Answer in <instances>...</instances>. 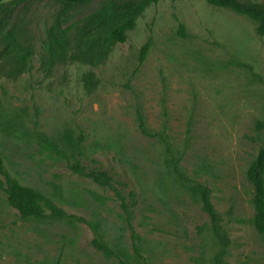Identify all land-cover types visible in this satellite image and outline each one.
<instances>
[{"label":"rangeland","instance_id":"1","mask_svg":"<svg viewBox=\"0 0 264 264\" xmlns=\"http://www.w3.org/2000/svg\"><path fill=\"white\" fill-rule=\"evenodd\" d=\"M56 10L51 0L0 10V29L19 28L34 47L29 72L0 77V158L44 213L22 218L0 190V264H264L247 177L264 148L258 22L204 0H159L104 64L47 74L35 30Z\"/></svg>","mask_w":264,"mask_h":264},{"label":"trees","instance_id":"2","mask_svg":"<svg viewBox=\"0 0 264 264\" xmlns=\"http://www.w3.org/2000/svg\"><path fill=\"white\" fill-rule=\"evenodd\" d=\"M29 0H12L0 3L3 13L13 12L21 3ZM57 10L50 25L42 23L40 47L43 54L40 58L42 71L49 74L59 65L81 63L98 67L106 62L109 54L117 44L127 41V33L135 28L136 21L144 11L156 4L159 0H106L96 10L87 16L70 21L69 13L76 7L88 3L90 0L66 2L51 0ZM208 5L230 9L238 15L252 18L258 22L259 33L264 38V7L260 5H243L237 0H204ZM23 34L17 27L8 30L0 29V77L16 79L29 72L30 63L34 58L32 45L22 46L19 37ZM149 43H146L139 55L142 63L147 55ZM89 83L90 80H88ZM264 129V124H258L257 130ZM173 167L176 164L173 162ZM176 174L180 176L178 170ZM0 176L4 178L5 186L0 183V190L5 194L9 205L22 218H43L44 213L39 205V195L31 189L20 186L5 171L0 158ZM248 180L253 190L254 227L264 241V148L260 147L257 155L249 167ZM185 179V178H184ZM186 180V179H185ZM198 193L202 195L209 215L216 223L217 217L209 202L208 189L198 186ZM53 218L66 217L62 211L51 206ZM101 251L110 252L105 246L97 244ZM122 264H126L122 262Z\"/></svg>","mask_w":264,"mask_h":264},{"label":"crops","instance_id":"3","mask_svg":"<svg viewBox=\"0 0 264 264\" xmlns=\"http://www.w3.org/2000/svg\"><path fill=\"white\" fill-rule=\"evenodd\" d=\"M6 1H12V0H0V3L6 2ZM62 1H64V0H62ZM66 2H68V1H66Z\"/></svg>","mask_w":264,"mask_h":264}]
</instances>
